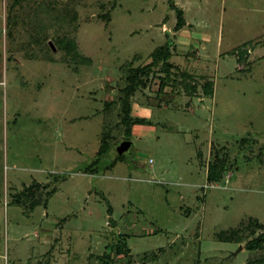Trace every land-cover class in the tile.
<instances>
[{
    "label": "rangeland",
    "instance_id": "rangeland-1",
    "mask_svg": "<svg viewBox=\"0 0 264 264\" xmlns=\"http://www.w3.org/2000/svg\"><path fill=\"white\" fill-rule=\"evenodd\" d=\"M105 258L264 264V0H0V264Z\"/></svg>",
    "mask_w": 264,
    "mask_h": 264
},
{
    "label": "trees",
    "instance_id": "trees-1",
    "mask_svg": "<svg viewBox=\"0 0 264 264\" xmlns=\"http://www.w3.org/2000/svg\"><path fill=\"white\" fill-rule=\"evenodd\" d=\"M177 14H178V27L182 25V23L184 22L183 18H182V10L178 9L177 10ZM71 43V42H70ZM169 44H165L162 45L160 47H158L157 49H155L151 54V61L148 62L147 64L137 67L135 69H133L132 74L130 75V77L128 78V86L124 88L123 93L119 95L118 97H113L111 100L105 102L106 108L109 107L110 105H112L113 103L115 104V102L118 100L120 102H122V107H121V111H119L117 113V116H120V122L125 126L124 129V136L125 139L130 140L131 138V134H132V126L134 124H151V121H149L146 118L143 117H133L130 114V103H129V95H131V92L133 91L136 83H137V79L139 77L140 74L145 73V71L149 68H151L153 65L161 62L163 67H164V71L168 72L170 71L171 68L175 67L174 64L170 61V57H171V50L169 48ZM241 49V48H240ZM240 52V50H239ZM247 49L245 48L244 53L240 52V57L238 58L241 61H244L246 59V54H247ZM243 53V54H242ZM121 92V91H120ZM104 143V142H103ZM103 145L100 147V149L98 150V154H102L103 152ZM122 157L121 155H118L117 158ZM95 161L90 163L88 166H86L84 171H88L92 172L91 170L94 169L95 166ZM113 163V162H112ZM224 163L222 161L220 162H213L208 166L207 169V180L209 182H216L217 180H219V176L223 173L224 171ZM36 185L38 184H33L31 187H29L28 189H26V193L25 195H29L28 193H33L34 191V187H36ZM36 205V203H33V206ZM111 208L109 207L108 211L110 212ZM112 224H114V220H111ZM218 236L224 240V241H235L239 239V233L238 230L236 228H230L228 230H220L218 232ZM120 237V235H119ZM119 242L124 243L125 240L124 238H119ZM260 244V240L258 238L253 239L251 241L248 242V244L246 245L247 249H254L256 246H258ZM120 251V250H119ZM106 259L104 260L103 264H106ZM40 264H48V260L46 259L43 263Z\"/></svg>",
    "mask_w": 264,
    "mask_h": 264
},
{
    "label": "water",
    "instance_id": "water-1",
    "mask_svg": "<svg viewBox=\"0 0 264 264\" xmlns=\"http://www.w3.org/2000/svg\"><path fill=\"white\" fill-rule=\"evenodd\" d=\"M131 146H132V141L122 140L121 142H119V144H117L116 150L119 154H123L126 151H128Z\"/></svg>",
    "mask_w": 264,
    "mask_h": 264
},
{
    "label": "crops",
    "instance_id": "crops-1",
    "mask_svg": "<svg viewBox=\"0 0 264 264\" xmlns=\"http://www.w3.org/2000/svg\"><path fill=\"white\" fill-rule=\"evenodd\" d=\"M218 34V33H217ZM154 130V127L152 125H144V124H134L132 126V132H147L148 131H153Z\"/></svg>",
    "mask_w": 264,
    "mask_h": 264
},
{
    "label": "built area",
    "instance_id": "built-area-1",
    "mask_svg": "<svg viewBox=\"0 0 264 264\" xmlns=\"http://www.w3.org/2000/svg\"><path fill=\"white\" fill-rule=\"evenodd\" d=\"M149 161L151 162V159Z\"/></svg>",
    "mask_w": 264,
    "mask_h": 264
}]
</instances>
